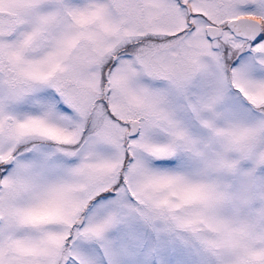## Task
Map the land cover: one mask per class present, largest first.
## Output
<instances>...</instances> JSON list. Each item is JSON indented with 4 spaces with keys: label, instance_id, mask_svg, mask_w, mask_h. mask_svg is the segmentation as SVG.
I'll return each instance as SVG.
<instances>
[{
    "label": "snow or ice",
    "instance_id": "1",
    "mask_svg": "<svg viewBox=\"0 0 264 264\" xmlns=\"http://www.w3.org/2000/svg\"><path fill=\"white\" fill-rule=\"evenodd\" d=\"M0 264H264V0H0Z\"/></svg>",
    "mask_w": 264,
    "mask_h": 264
}]
</instances>
